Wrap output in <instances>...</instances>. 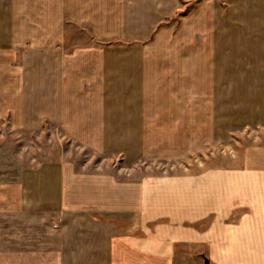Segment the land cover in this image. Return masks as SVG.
<instances>
[{
  "label": "crops",
  "instance_id": "1",
  "mask_svg": "<svg viewBox=\"0 0 264 264\" xmlns=\"http://www.w3.org/2000/svg\"><path fill=\"white\" fill-rule=\"evenodd\" d=\"M2 120L130 174L258 138L128 179L0 148V264H264V0H0Z\"/></svg>",
  "mask_w": 264,
  "mask_h": 264
},
{
  "label": "rangeland",
  "instance_id": "2",
  "mask_svg": "<svg viewBox=\"0 0 264 264\" xmlns=\"http://www.w3.org/2000/svg\"><path fill=\"white\" fill-rule=\"evenodd\" d=\"M257 133L245 131L234 133L228 143H216L203 152L176 163H156L125 169L122 158L101 154L88 149L70 137L60 128L46 129L36 133L13 129L6 120L0 121V148L10 149L14 159L23 166L33 167L43 163L65 160L72 162L81 172H105L116 174L120 179L140 178L147 173H195L211 166L232 165L239 161L244 147L255 140ZM264 142V131H259Z\"/></svg>",
  "mask_w": 264,
  "mask_h": 264
},
{
  "label": "water",
  "instance_id": "3",
  "mask_svg": "<svg viewBox=\"0 0 264 264\" xmlns=\"http://www.w3.org/2000/svg\"><path fill=\"white\" fill-rule=\"evenodd\" d=\"M206 264H208V260L206 261Z\"/></svg>",
  "mask_w": 264,
  "mask_h": 264
}]
</instances>
